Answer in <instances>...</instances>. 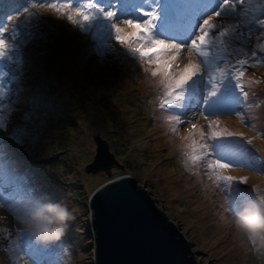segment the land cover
Returning a JSON list of instances; mask_svg holds the SVG:
<instances>
[{
  "label": "rangeland",
  "instance_id": "rangeland-1",
  "mask_svg": "<svg viewBox=\"0 0 264 264\" xmlns=\"http://www.w3.org/2000/svg\"><path fill=\"white\" fill-rule=\"evenodd\" d=\"M92 1L97 4L91 10L94 18L82 25L52 7L71 14L78 8L88 11L86 5ZM196 1L8 0V29L19 27L17 22L27 17L41 22L43 34L21 39L14 32L18 43L12 44L13 61L4 65L9 74L0 83V177L10 182L1 185L0 264H94L89 198L103 182L124 173L145 184L157 205L183 230L200 264H264V198L247 193L259 183L264 195V163H259L264 155L257 153L252 161L250 154L244 161L236 150L240 140L264 138L259 136L264 132V28L258 24L264 19V0H231L227 6L224 0ZM101 8L120 14L113 21ZM140 9L158 13L157 38L177 43L190 42L216 9L221 12L218 30H230L223 45L213 41L204 49L206 57L183 50L180 67L191 59L203 65L204 75L173 105L161 107V77H152L145 71L150 66L113 38V22L147 19ZM241 59L249 60L250 66H240ZM15 67L13 77L10 71ZM240 71L243 76L237 81ZM245 81L257 82L261 100L249 96L245 101L243 95L239 99L236 84ZM197 82L205 83L197 88ZM193 85L194 94L201 89L210 103L194 104ZM235 101L244 107L234 108ZM184 104L189 106L177 115L174 109ZM249 107L257 108V120L245 118ZM213 132L224 136L213 139ZM228 132L242 137H229ZM97 134L122 162L111 174L86 169L97 153ZM177 138L189 153L186 158ZM193 141L198 146L195 153ZM205 144L207 153L201 147ZM192 155L201 158L193 161ZM217 160L230 167H215ZM217 175L237 179L218 181ZM245 177L250 182H241ZM55 206L66 207L71 219L55 225L59 238L45 239L38 235L32 214H50ZM255 217L260 223L249 226Z\"/></svg>",
  "mask_w": 264,
  "mask_h": 264
},
{
  "label": "water",
  "instance_id": "water-1",
  "mask_svg": "<svg viewBox=\"0 0 264 264\" xmlns=\"http://www.w3.org/2000/svg\"><path fill=\"white\" fill-rule=\"evenodd\" d=\"M97 153L87 171L112 173L122 166L97 134ZM94 231V264H200L183 230L130 173L111 177L89 198Z\"/></svg>",
  "mask_w": 264,
  "mask_h": 264
},
{
  "label": "snow or ice",
  "instance_id": "snow-or-ice-1",
  "mask_svg": "<svg viewBox=\"0 0 264 264\" xmlns=\"http://www.w3.org/2000/svg\"><path fill=\"white\" fill-rule=\"evenodd\" d=\"M123 0H121V3ZM231 0H224V5H229ZM53 8H56V11L60 12L62 16H66L74 24H85L90 22L94 15L92 9L95 7V4L89 3L86 5L88 11H85L84 8H78L75 12L71 14L65 8L57 7L52 5ZM99 11L103 12L105 17L110 20H116V17L120 14L118 11L109 10L104 11L100 9ZM140 15L146 17L147 19H133V18H123L120 19V22L126 27H122L121 23L112 24V29L114 33V40L122 48L127 49L134 56L138 57L140 63L149 65V68H146L145 71H150L152 77H161L160 86L163 88L162 93V103L161 107H166L168 105H173L177 101L184 99L187 86L192 83L197 77L204 75L203 65L201 63L194 62L191 59H188V62L180 67L178 61L180 60V55L183 50L188 48V55L190 56L193 52L196 53L199 57H206L208 53L204 50L207 46L213 43V41H218L221 45L224 44V37L229 33L228 28L223 30H218L217 18L221 15L220 11H215L213 14L207 16L200 24L198 28V34L191 39L188 43H177L176 41H169L165 39L157 38L154 34L156 23L159 19L158 13L153 11H147L140 9ZM255 19V17H253ZM258 24L261 28H264V19L258 20ZM216 33L214 36L213 34ZM264 36V32H262ZM7 48V43L5 40L0 39V55H3L4 50ZM261 50L264 51V45L260 46ZM253 58L256 57V50L252 51ZM240 66L249 65L250 61L246 59H241L238 61ZM243 76V72L240 71L237 74V81ZM218 87L217 85H214ZM240 90V94L247 96V92L243 90V86L236 84ZM214 94V93H212ZM195 114V113H193ZM210 115V114H207ZM207 118V116H206ZM182 122V121H181ZM191 123V121H188ZM211 127V125H210ZM192 129H196L197 125L195 123L191 124ZM175 130V129H174ZM229 137L240 135L228 132ZM224 136L222 132H213V139H218ZM197 143L193 141L191 145V150L193 153L197 151ZM203 150L207 153L208 146L202 145ZM200 156L192 155L191 159L193 161L200 159ZM209 167H214L210 165ZM215 167L218 168H228L230 167L227 163H221L219 160L215 162ZM237 178L232 176H221L217 175V180H223L231 182ZM241 182L246 183V180ZM249 226H254L260 223L258 217H255L248 222Z\"/></svg>",
  "mask_w": 264,
  "mask_h": 264
},
{
  "label": "trees",
  "instance_id": "trees-1",
  "mask_svg": "<svg viewBox=\"0 0 264 264\" xmlns=\"http://www.w3.org/2000/svg\"><path fill=\"white\" fill-rule=\"evenodd\" d=\"M91 3L95 4V6L97 5L96 2L92 1ZM10 7H11V5H9L8 0H3L2 5H0V39L5 40L7 43V48L4 50L3 55H0V83L6 82V76H8L9 73L4 71V68H5L4 65L6 63H8L9 60L11 62L13 61L12 55L14 52H12V50L14 49V46L12 44L17 45V43H18V41H15L13 38V36H15L14 32L16 31V33L21 36V39L26 35H28V39H30L36 33H37V35H36V39H37L43 34L42 25H40L41 22H39V20H36V22L29 20V18H27V17H24V18H22V20L17 22V23L21 22L19 27L17 25L15 27L13 25H10L9 29H8V23L11 21V17H10V13H9ZM30 16H31V14H30ZM90 22H92V21H90ZM188 23H189V21H188ZM28 33H31V34H28ZM10 74H12L13 77L15 75H17L16 67L10 71ZM251 79H252V77L249 76L248 81H250ZM240 84L243 86L244 91H245V89H248L247 91H245V92H247V96H246L247 99H249V96H250V99H258V94L260 93V91H256L257 86H258L257 82L245 81V82H241ZM249 86L251 87V90H249L250 89ZM239 94H240V90H239ZM240 95H242V94H240ZM263 97H264V95H263ZM263 97H262V99H263ZM197 99H198V101L200 100L199 97ZM258 100H261V97ZM205 101H207V98H205ZM256 110H257V108L251 109L249 107V110L245 111V118L249 121L257 120L258 116L255 115ZM261 114L262 113L260 111V115ZM249 116H251V118ZM260 135H264V132H262V134L259 133V136ZM251 138L252 137L246 138V141L240 140L238 146L236 147V150L238 151V153H242V155H243L240 157V160L247 161V156L250 154H253V156L251 157L252 161H254V156L257 153H261L262 155H264V138H262L261 141L258 140L259 137H254L253 139H251ZM177 142H178L177 145L180 146V149L183 152L184 157L186 158L187 156H189V153L182 146V141L179 140V138H177ZM259 163H264V161L259 162ZM242 165H244V164H242ZM245 180H246V182H250L248 177H245ZM251 186H252L251 189L248 190L247 193H249L251 196L252 195H258V197L260 198V201H262L264 198V195H262L260 192L263 191V187L261 185H259V183H257V184L255 183ZM52 246L53 245L51 244L50 248H53Z\"/></svg>",
  "mask_w": 264,
  "mask_h": 264
},
{
  "label": "clouds",
  "instance_id": "clouds-1",
  "mask_svg": "<svg viewBox=\"0 0 264 264\" xmlns=\"http://www.w3.org/2000/svg\"><path fill=\"white\" fill-rule=\"evenodd\" d=\"M49 213L36 212L32 214V220L34 222V227L38 235L43 238H59L61 231L55 227L57 224H63L69 219H71V213L66 207L55 206L49 208Z\"/></svg>",
  "mask_w": 264,
  "mask_h": 264
}]
</instances>
